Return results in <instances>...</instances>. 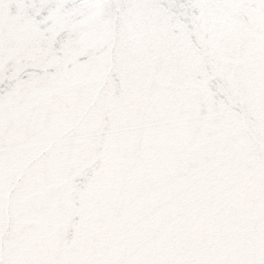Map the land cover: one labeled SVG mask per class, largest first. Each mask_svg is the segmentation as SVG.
Listing matches in <instances>:
<instances>
[{
    "label": "snow or ice",
    "instance_id": "snow-or-ice-1",
    "mask_svg": "<svg viewBox=\"0 0 264 264\" xmlns=\"http://www.w3.org/2000/svg\"><path fill=\"white\" fill-rule=\"evenodd\" d=\"M0 264H264V0H0Z\"/></svg>",
    "mask_w": 264,
    "mask_h": 264
}]
</instances>
